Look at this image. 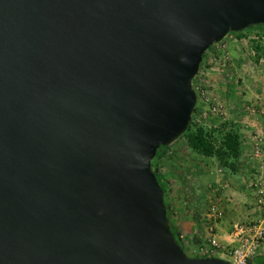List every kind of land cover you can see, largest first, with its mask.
Returning a JSON list of instances; mask_svg holds the SVG:
<instances>
[{
	"label": "water",
	"instance_id": "1",
	"mask_svg": "<svg viewBox=\"0 0 264 264\" xmlns=\"http://www.w3.org/2000/svg\"><path fill=\"white\" fill-rule=\"evenodd\" d=\"M256 25L264 0H0V264H231L182 251L149 163Z\"/></svg>",
	"mask_w": 264,
	"mask_h": 264
},
{
	"label": "crops",
	"instance_id": "2",
	"mask_svg": "<svg viewBox=\"0 0 264 264\" xmlns=\"http://www.w3.org/2000/svg\"><path fill=\"white\" fill-rule=\"evenodd\" d=\"M223 42L227 51L232 52L236 48L237 58L243 64L237 62L238 67L235 68L242 85L240 91L233 93L235 97L231 103V122L237 129L240 149L235 173H223L211 158L191 153L185 144L180 150L176 141L169 145L173 144L168 153L166 151L169 148L165 151L168 159L164 161L160 158L156 164L158 172L167 183L164 201L171 207L168 224L178 235L185 253L190 250L196 254L194 257H204L196 251L199 247L206 248L207 223L213 224L215 234L223 241L232 223H245L255 219L251 212L253 190L249 184L253 177L264 181V63L257 65L250 62L248 53L250 54L251 41L245 38H224L219 44ZM262 59L264 53L261 55ZM255 136L263 139L258 155L254 153ZM201 197L200 207L196 208V201ZM211 205L216 206L219 211L218 219L209 217L207 209ZM189 237H193V246L187 241ZM211 256L218 257L217 254ZM257 257H264V245L257 252L255 258Z\"/></svg>",
	"mask_w": 264,
	"mask_h": 264
},
{
	"label": "rangeland",
	"instance_id": "3",
	"mask_svg": "<svg viewBox=\"0 0 264 264\" xmlns=\"http://www.w3.org/2000/svg\"><path fill=\"white\" fill-rule=\"evenodd\" d=\"M249 31L250 30H247V32ZM225 38L230 40L233 39L231 35ZM223 40L224 39L221 41ZM251 44L254 45L253 42ZM247 45H249V43ZM228 52L230 51H227L224 42L221 44H213L205 51L204 57L198 65L197 72L191 81V87L196 95V102L192 109L193 113H191V117L196 124L203 126L207 130L213 131L212 135L215 137L221 129H226V127H223L224 124L232 121L231 107L233 104L231 103L234 101L235 97L233 93L240 91L242 85L240 77L235 72V68L238 67L237 62L243 65L242 61L237 58V50L235 47L232 52L229 54ZM248 58L250 62H254L257 65L260 63V65H263L264 63V59L261 60V56L256 57V55H253L252 49L250 50V54L248 53ZM249 65H251V63H249ZM175 143H177V147L182 150L184 146L183 140L178 139ZM171 146H173V144ZM170 147H168L169 150L166 151L167 153L170 151ZM167 155L168 154H165L163 155L164 157L162 156L161 158L166 161L168 159ZM212 162L216 166L217 162L214 159H212ZM220 174H222V172ZM201 199L202 197L196 201V208L200 207ZM170 208L168 211L169 216L171 215ZM187 241L191 242L192 244H190L192 246L193 243H195L193 237H189V240L187 238ZM186 252L189 257H194L193 255H196L190 250H186Z\"/></svg>",
	"mask_w": 264,
	"mask_h": 264
},
{
	"label": "built area",
	"instance_id": "4",
	"mask_svg": "<svg viewBox=\"0 0 264 264\" xmlns=\"http://www.w3.org/2000/svg\"><path fill=\"white\" fill-rule=\"evenodd\" d=\"M246 40H260L264 42V30H256L252 33H243ZM263 139L254 137V153H260ZM249 186L253 190L254 202L252 214L255 219L245 223L234 222L230 225L229 231L225 233V240H219L215 234L213 224L207 223L205 227L206 248L199 247L196 253L204 257H214L217 254L220 259H225L231 264H253V260L264 245V181L252 178ZM211 219H218L220 213L216 206L211 205L207 209ZM216 258V257H215Z\"/></svg>",
	"mask_w": 264,
	"mask_h": 264
},
{
	"label": "trees",
	"instance_id": "5",
	"mask_svg": "<svg viewBox=\"0 0 264 264\" xmlns=\"http://www.w3.org/2000/svg\"><path fill=\"white\" fill-rule=\"evenodd\" d=\"M260 29L264 30V25L251 26L241 32L229 33L227 34V36L231 35L233 38L239 39L243 37V33L247 32V30H250L248 33H252ZM252 42L254 43V45L251 44L253 55H256V57L261 56L264 53V42L260 41L259 39L252 40L251 43ZM204 53L201 56V60L204 57ZM223 127H226V129L225 130L221 129V131L217 133L215 137L212 135L213 131L207 130L203 126L196 124L193 121L192 117H190L188 126L176 140L182 139L186 149L191 153H194L201 157L214 159L217 162V166L222 170L223 173L227 175H231L234 174L236 171V164L240 155L238 132L236 127L232 124V122H228L224 124ZM168 147L169 146H165V147L159 146L156 149L154 156L149 163L151 172L153 173L155 180L162 191L163 204L166 211L167 222L169 216L168 215L169 207L164 201L167 193V185H166L167 183L158 172L159 170L156 164L158 160L163 155H165V151L168 150ZM169 229L170 232L174 235L175 239L177 240L182 251H184L178 239V235L170 227V225H169ZM253 263L264 264V257L255 258L253 260Z\"/></svg>",
	"mask_w": 264,
	"mask_h": 264
}]
</instances>
